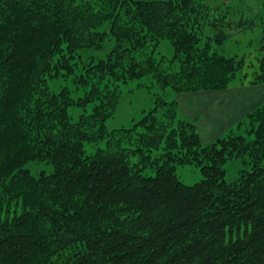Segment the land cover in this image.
I'll return each instance as SVG.
<instances>
[{"label": "trees", "instance_id": "obj_1", "mask_svg": "<svg viewBox=\"0 0 264 264\" xmlns=\"http://www.w3.org/2000/svg\"><path fill=\"white\" fill-rule=\"evenodd\" d=\"M213 3L0 0V264H264V103L210 143L179 115L177 94L236 77L242 61L219 51L229 35L264 27ZM149 76L155 105L110 128L121 84ZM184 164L203 178L183 182Z\"/></svg>", "mask_w": 264, "mask_h": 264}, {"label": "rangeland", "instance_id": "obj_2", "mask_svg": "<svg viewBox=\"0 0 264 264\" xmlns=\"http://www.w3.org/2000/svg\"><path fill=\"white\" fill-rule=\"evenodd\" d=\"M213 6V0H209ZM234 10L233 19L253 18L256 15H264V0H228ZM159 51L172 57L174 49L172 45L164 41L159 47ZM219 51L229 56H235L238 61H242V67L237 73L234 83L246 77L252 79L261 58L264 57V27L262 24L255 25L252 28L232 32L226 39L225 43L219 48ZM140 83L143 85L140 86ZM152 76L145 77L142 80H136L121 84V98L113 119L109 121L110 128L130 127L139 120L145 111H148L155 105L154 98L148 85H155ZM63 85H71L70 81L57 79L51 83L55 90H59ZM155 88V86H153ZM84 94V91L82 92ZM176 94H172V98ZM94 104L89 103L84 109L80 106H70L69 113L74 120H79L84 112H91ZM180 119V117H178ZM243 166L242 159L234 158L226 164L228 169L226 179L234 181L239 177V171ZM27 167L34 173L39 174L41 171H52V165L30 161ZM178 175L186 184H195L203 178L199 166L195 164H184L178 166Z\"/></svg>", "mask_w": 264, "mask_h": 264}, {"label": "crops", "instance_id": "obj_3", "mask_svg": "<svg viewBox=\"0 0 264 264\" xmlns=\"http://www.w3.org/2000/svg\"><path fill=\"white\" fill-rule=\"evenodd\" d=\"M235 79V78H234ZM224 90H205L176 95L179 115L196 120L204 143L234 129L251 111L264 103V83L254 85L244 77Z\"/></svg>", "mask_w": 264, "mask_h": 264}]
</instances>
